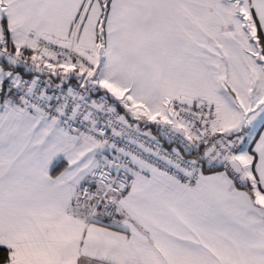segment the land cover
<instances>
[{"label":"snow or ice","instance_id":"snow-or-ice-1","mask_svg":"<svg viewBox=\"0 0 264 264\" xmlns=\"http://www.w3.org/2000/svg\"><path fill=\"white\" fill-rule=\"evenodd\" d=\"M0 264H264V0H0Z\"/></svg>","mask_w":264,"mask_h":264}]
</instances>
